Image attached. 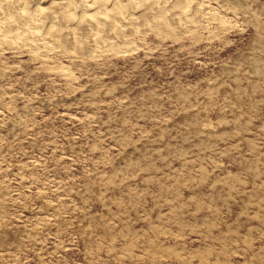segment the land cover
<instances>
[{
  "label": "rangeland",
  "instance_id": "1",
  "mask_svg": "<svg viewBox=\"0 0 264 264\" xmlns=\"http://www.w3.org/2000/svg\"><path fill=\"white\" fill-rule=\"evenodd\" d=\"M182 1L117 54L0 34V264H264V0Z\"/></svg>",
  "mask_w": 264,
  "mask_h": 264
},
{
  "label": "bare ground",
  "instance_id": "2",
  "mask_svg": "<svg viewBox=\"0 0 264 264\" xmlns=\"http://www.w3.org/2000/svg\"><path fill=\"white\" fill-rule=\"evenodd\" d=\"M167 4V0H0V34L36 54L74 51L83 56L94 48L117 54L134 32L172 30L179 24L197 28L194 7L184 14L183 1L176 0L175 19Z\"/></svg>",
  "mask_w": 264,
  "mask_h": 264
}]
</instances>
